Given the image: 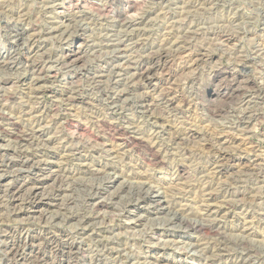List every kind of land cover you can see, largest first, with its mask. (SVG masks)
Masks as SVG:
<instances>
[{"label":"rangeland","instance_id":"obj_1","mask_svg":"<svg viewBox=\"0 0 264 264\" xmlns=\"http://www.w3.org/2000/svg\"><path fill=\"white\" fill-rule=\"evenodd\" d=\"M189 1L191 0H145L144 3H149V6L141 5L136 10L139 13L151 10V16L147 18L145 25L139 27H143L142 39L133 40L130 36L131 30L121 26L115 19L120 8L119 0H90L85 2L86 4L80 0L83 8L79 9L72 4L68 5L67 0H0V54L7 57L11 52L9 58L14 66L7 69L5 65H0V110L6 118H0V137H3L0 142V155L19 145L17 142L15 144V138L10 135L12 131L19 135L20 130L42 128L44 138L48 142L47 148L41 153L35 148L30 151L36 162L47 166L44 177L36 178L37 183L40 184L39 180L52 174V178L43 181V188L47 187L41 191L46 192L47 196L52 193L59 194L52 202L40 205L39 211H27L30 207L25 202L23 209L26 211L19 216L12 214L13 209L9 207L8 198L4 193L1 195V204L4 206L0 208V217L9 219H0V264H67L68 255L60 254L52 248L49 250L50 248L44 245L45 241H26V238L32 235L45 237V230L53 231L50 236L57 244H72L79 248L78 258L72 261V264H242L249 248L254 251V256L249 258V262L264 264V183L247 169L254 161L264 163V100L253 98L247 106L242 105L241 101L238 104L232 103L223 115H215L212 112L228 108V101L226 103L225 99H221L217 103L208 104L210 91L224 93L230 84L215 81L212 77V71L215 69L224 73L237 72L241 78L250 79L251 84L264 86V0ZM62 4L63 8L59 9ZM102 7L109 9L106 12L96 10ZM84 9L94 15L101 12L99 16L103 18L97 16L93 20L82 19L71 26L70 23H65L67 20L61 19L59 14L86 12ZM61 26H66L65 31H62L65 33L55 36L53 32ZM17 29L19 32L25 31L28 49L38 53L36 57L40 69L44 71L39 83V86L44 88L43 94L30 90L36 87L34 80L41 77L38 76L39 73L35 74L26 67L32 57L28 49L14 44L15 40L12 38L17 35ZM192 30H196L199 37L192 38L189 34ZM127 31L130 33L127 34ZM223 35L234 37L225 41L222 39ZM135 41L144 43L139 46L134 44ZM182 41L188 46V50L178 55L175 51L176 45H184ZM163 44L172 56L167 63L161 64L153 72L152 95L158 100L160 94H167L173 103L171 107L163 108L166 111L161 108V111L156 113L160 114L157 115L160 122L155 124L141 111V102L149 91L145 87L140 88L138 92L136 90L123 94L121 101L125 105L120 102L123 108L119 103L117 112H105L110 98L128 89L127 86L118 84L123 78L116 76L117 72H120V75L131 77V74L126 75L127 72L122 73L126 70L127 56L133 58L134 63L142 62L149 58L150 53L153 56L160 51ZM67 50L78 52L77 57L80 59L77 64L67 67L60 65ZM204 51L212 53V58L208 62H201L199 67H190V62L196 58L197 52ZM17 77L23 78L21 83L17 81ZM92 77H102V81L107 85L103 83V89L109 92V96H103L99 91L90 92ZM166 91L167 93H164ZM254 92L256 93L255 90ZM4 95L5 97H2ZM72 95H78L80 99L71 108L65 100L67 96ZM9 96L15 97L16 100L11 101ZM125 100H129L128 103ZM236 105L238 106L235 107ZM234 108L237 110L234 111ZM257 115V122L248 119ZM17 120L20 122L15 128L11 122ZM130 126L138 129L136 132L140 137L143 136L146 142L117 149L121 139L119 137L126 138L123 128ZM191 129L195 133L200 131L198 134L202 135L208 132L207 135L211 138L217 135V139L212 138L215 140L232 139L234 144L230 145L232 150H229L227 161L222 162L224 168L221 173L213 170L212 165L217 151L212 152L204 147L205 144L199 138L187 142L189 145L185 143L186 147L184 143L181 148L174 145L173 137L178 131L183 137L185 130ZM105 142L113 145V148H102L101 144ZM151 144L161 152V159H164L161 164L148 160V145ZM76 149L78 151H74ZM16 169L11 172H16ZM9 179L11 180L9 176L4 178L3 184ZM1 181L2 179L0 184ZM26 181L32 183L24 174L20 183ZM222 185L225 188L229 186L228 194ZM141 186L146 191L149 188L148 192L143 191ZM239 192H245L246 196H237L236 193ZM252 198L255 202L251 201ZM157 199H161L163 208H158ZM205 204H211L213 210L218 213L214 217L209 216V219L208 215L206 216ZM182 207L187 210L184 215L179 212ZM73 216H78L79 220L72 221L70 218ZM87 216L91 217V222L83 229L79 221ZM185 220L192 223L191 225L195 224L194 226L219 223L223 236L229 242V248H210L205 254L196 245L215 240V236L207 235L206 230L194 231L188 224L183 223ZM7 228H12L13 232L24 228V231L20 234L17 230L14 235L4 238ZM243 240H246L249 248L240 245ZM16 241L21 245L20 251L24 253L21 254L25 256L19 255L18 259L12 260L6 254L9 252L7 247L17 243ZM39 251L40 257L35 256ZM67 251L68 249L64 250ZM44 258L46 260L40 262ZM214 258L216 259L213 260Z\"/></svg>","mask_w":264,"mask_h":264},{"label":"bare ground","instance_id":"obj_2","mask_svg":"<svg viewBox=\"0 0 264 264\" xmlns=\"http://www.w3.org/2000/svg\"><path fill=\"white\" fill-rule=\"evenodd\" d=\"M90 0H83V4L86 2H89ZM147 1V0H146ZM192 1V0H191ZM191 1H189V2H191ZM198 1V0H197ZM205 1V0H204ZM95 2H96V0H95ZM145 2V0H119V3H120V8H119V10H118V12H116L117 13V15L115 16L116 18V20L118 21V23L121 25V26H123V27H126V28H128L129 30H131V34H130V36L133 38V40L134 39H139V38H141L142 39V32H143V30H141L142 28H139L140 26H142V25H145V23H146V20H147V18L148 17H150L151 16V10L150 11H147V10H145L146 12H142V13H139L136 9L138 8V6H143L144 7V5L146 4V3H144ZM160 1H158V3H159ZM187 2V1H186ZM185 2V3H186ZM72 4L73 5V7L75 6L76 7V9H79V8H83V7H81L82 5H80V0H67V4ZM85 3V4H86ZM197 3V2H196ZM195 3V4H196ZM208 3V2H207ZM68 4V5H69ZM149 4V3H148ZM148 4H146V5H148ZM156 4V3H155ZM89 5V4H88ZM63 6H64V4H62L61 5V7L59 8V9H61V8H63ZM99 6V5H98ZM97 6V8H99ZM107 6V5H106ZM149 6V5H148ZM154 7V6H153ZM204 7V6H203ZM91 7H89V9H90ZM95 9V8H94ZM109 9V8H108ZM108 9H106L105 7H104V9H103V7L102 8H100V9H96V10H100V11H103V12H106ZM153 9V8H152ZM192 9V8H191ZM73 10V9H72ZM85 10V9H84ZM60 11V10H59ZM77 11V10H76ZM86 11V10H85ZM153 11V10H152ZM90 12H81V11H79V12H77V13H70V14H67V13H65V12H59V14L61 15V19L63 18L64 20H67L65 23H70V25L73 23H75V22H77L78 20L80 21V20H88V19H95L97 16H99V15H101V12L100 13H98L99 15H94V14H89ZM96 13V12H95ZM106 14V13H105ZM100 17V16H99ZM101 18V17H100ZM99 18V19H100ZM103 18V17H102ZM101 18V19H102ZM98 20V19H97ZM90 21V20H89ZM83 22V21H82ZM86 22V21H85ZM91 22V21H90ZM81 23V22H80ZM79 23V24H80ZM65 25V24H64ZM69 26V25H68ZM72 26V25H71ZM71 26H69V27H71ZM76 26V25H75ZM186 26V25H185ZM69 27H67L68 28V30L67 31H69ZM199 27V26H198ZM17 28V27H16ZM190 28V27H189ZM64 29H66V26H65V28H62V26L61 27H58V28H56V31H54L53 32V34H55V36H57L56 34H61L62 33V31H65ZM198 29V28H197ZM55 30V29H54ZM128 30V31H129ZM188 30V29H187ZM201 30V29H200ZM128 31L126 32L127 34H129L128 33ZM147 31V30H146ZM145 31V32H146ZM193 31V30H192ZM9 32V31H8ZM25 32V31H24ZM24 32H19L18 31V29L16 30V33H17V35L15 36V38L13 39L12 38V40L14 41L15 40V46H18V47H23V49H28V43H26L28 40H27V38H25V33ZM52 32V31H51ZM73 32V31H72ZM11 33V32H10ZM65 33V32H64ZM64 33H62V34H64ZM69 33V32H68ZM67 33V34H68ZM147 33V32H146ZM202 33H203V31H202ZM228 33V32H227ZM61 34V35H62ZM189 34L192 36V38L193 37H199V33L196 31V30H194L193 32H189ZM209 34V33H208ZM237 34V33H236ZM12 35V34H11ZM10 35V36H11ZM60 35V36H61ZM178 35V34H177ZM9 36V37H10ZM185 36H186V34H185ZM190 36V37H191ZM202 36V35H201ZM53 37H54V35H53ZM127 37H129V36H127ZM187 37H189V36H187ZM205 37V36H204ZM211 37V36H210ZM217 37V36H216ZM234 36H231V35H223V37H222V39H225V41H228V40H230V39H232ZM8 38V37H7ZM56 38V37H55ZM130 38V37H129ZM145 38V37H144ZM171 38V37H170ZM186 38V37H185ZM213 38V37H212ZM25 39H26V41H25ZM217 39V38H216ZM55 40V39H54ZM92 40V39H91ZM148 40V39H147ZM188 40H189V38H188ZM198 40V39H197ZM39 41V40H38ZM129 41V40H128ZM145 41V40H144ZM207 41V40H206ZM121 42V41H120ZM211 42V41H210ZM121 43H123V42H121ZM134 43V42H133ZM144 43V42H143ZM142 41L141 42H136L135 41V45L136 44H138L139 46H141L142 44ZM167 43H169V42H167ZM182 43H183V41H182ZM191 43V42H190ZM214 43V42H213ZM118 44H120V43H118ZM172 44V43H171ZM178 44V43H177ZM184 44V43H183ZM210 44V43H209ZM81 45V44H80ZM134 45V46H135ZM191 45V44H190ZM144 46V45H143ZM177 46V48L175 49V51H176V53L178 54V55H181V54H184L187 50H188V46L186 45V44H184V45H182V46H178V45H176ZM81 47V46H80ZM119 47V46H118ZM123 47V46H122ZM159 47V46H158ZM167 47V46H166ZM165 44H163V45H161V50L160 51H158V50H156V51H158L157 53H155V55H153L152 56V53H150V55H149V58L148 59H145L144 61H142V62H137V63H134V61L131 59V57L130 56H127V58H126V70H124V66H123V70L124 71H122V73H125V72H127L126 73V75L127 74H131V77H127V76H125V74H119L118 72H117V77H121V78H123V79H121V80H119V82L118 81H116V82H118V84H120V85H124V86H127V90L125 89V90H123V88H122V90L123 91H121V92H119L116 96H114V97H111L110 98V102L108 103V105H107V107L104 109L105 110V112H109V113H115V112H117L118 110H119V103L120 102H122L121 100H123L122 99V96H123V94H125L126 92L128 93V92H130V93H132V92H135L136 90V92H138V91H140L139 89L140 88H146V89H148L149 91H148V93L146 94V96H144L143 97V100H142V102H141V111H143V113H145L147 116V118L148 119H150L152 122L154 121L155 122V124H157V123H159L160 122V119L157 117V115L158 114H156L158 111L160 112L161 111V108L163 109V108H168V107H171V105H172V103H173V100L172 99H169V96L167 95V94H160V96H159V99L157 100V99H154L153 98V95H152V93H153V90L151 89V84H152V75H153V72L156 70V69H158V67H160L161 66V64H164L167 60H169V58L172 56V53L171 52H168V50H166L165 48ZM169 47V46H168ZM16 48V47H15ZM93 48V47H92ZM195 48V47H194ZM19 49V48H18ZM80 49V48H79ZM119 49V48H118ZM193 49V48H192ZM197 49V48H196ZM207 49V48H206ZM264 49V48H263ZM77 50V49H76ZM93 51H95V50H93ZM141 51V50H140ZM153 51V50H152ZM172 51H174V50H172ZM174 51V52H175ZM211 51V50H210ZM17 51H15V53H16ZM92 52V51H91ZM213 52V51H212ZM260 52H261V50H260ZM259 52V53H260ZM11 53V52H10ZM10 53L7 55V57H3L1 54H0V65L2 64V65H5V67H7V69L9 68V66H11V68L12 67H14V66H12V64H11V59L9 58V56H10ZM28 53H29V55H32V57H30L29 58V60H28V62L26 63L27 65H26V67H27V69H29L31 72H33V73H35V74H37V73H39V75L38 76H40L41 78L40 79H38V80H34L36 83H35V85H36V87H33V88H30V90H36V91H38V93L37 94H43L45 91H44V88H41L42 86H39L40 84V80L43 78V76L44 75H42L43 73H44V71H43V69L41 68L40 69V64L38 63V58L36 57L37 55H38V53H35L34 51H32V49H28ZM63 53V52H62ZM154 53V52H153ZM171 53V54H170ZM264 53V52H263ZM20 54V53H19ZM48 54V53H47ZM46 54V55H47ZM77 54H78V52L76 51V52H74V51H71V50H67L65 53H64V58H62V62L60 63V65H63V66H70V65H75V64H77V62L79 61V59L80 58H78L77 57ZM212 54V53H211ZM211 54H209V53H207V51L205 52H197V54L195 55V59L194 60H192L190 63H192L191 64V66L190 67H194V68H196V66H198L201 62H205V61H209V59H211L212 58V55ZM262 54V53H261ZM42 55V54H41ZM63 55V54H62ZM133 55V54H132ZM177 55V56H178ZM187 56H189V54H186ZM259 55V54H258ZM50 56H51V54H50ZM61 56V55H60ZM59 56V57H60ZM174 56H175V53H174ZM255 56H256V54H255ZM264 56V55H263ZM39 57H41V56H39ZM52 57V56H51ZM139 58V57H138ZM182 58V57H181ZM41 59V58H40ZM48 59V58H47ZM59 59V58H58ZM137 59V58H136ZM140 59V58H139ZM138 59V60H139ZM172 59V58H171ZM186 59V58H185ZM258 59V58H257ZM42 60V59H41ZM125 60V59H124ZM123 60V61H124ZM187 60H188V58H187ZM40 61V60H39ZM46 61V60H45ZM53 61V60H52ZM52 61H50V62H52ZM254 61V60H253ZM47 62H48V60H47ZM55 62H56V59H55ZM58 62V61H57ZM75 63V64H74ZM167 63V62H166ZM189 63V64H190ZM14 65H15V63H13ZM46 64V63H45ZM48 64V63H47ZM59 64V63H58ZM186 64V63H185ZM253 64V63H252ZM119 65V64H118ZM187 65V64H186ZM258 65V64H257ZM164 66V65H163ZM17 67V66H16ZM22 67V66H21ZM84 68H85V66H83ZM199 67V66H198ZM24 68V67H23ZM72 69V68H71ZM117 69V68H116ZM213 69V68H212ZM19 70V69H18ZM191 70H193V69H191ZM197 70V69H196ZM195 70V71H196ZM194 71V72H195ZM89 72V71H88ZM193 72V71H192ZM104 73V72H103ZM102 73V74H103ZM110 73H112V72H110ZM119 74V75H118ZM211 74V73H210ZM80 77V76H79ZM212 77L214 78V80L215 81H218L219 83H223V82H228V83H230L229 85H228V89H227V91H225L224 93H220L219 91H210L209 93H208V104L210 105V104H212V103H217L218 101H221V99H223V101H224V99L226 100V103H227V101H228V108H225L224 110H221V109H219V110H216V111H213L212 112V114H220V115H223V114H225L227 111H228V109H229V107H231V105H233L232 103H235L236 102V104H238V103H240V101H241V103H242V105L243 104H245L246 106H247V104H249L250 103V101H252V99L253 98H256V99H262V100H264V86L262 85V87H259V85L257 86L256 84H251V82L248 80V79H244V77H242L241 78V76H240V74H238L237 72H221L220 70H217V69H215V70H213L212 71ZM102 77H99V78H93L92 77V79L90 80L91 81V84H90V92H96V91H99L103 96H109V92H107L105 89H103L104 88V86H103V81H102V79H101ZM107 78V77H106ZM118 78V79H119ZM17 81L18 82H22V79L23 78H18L17 77ZM36 79V78H35ZM0 81H2V80H0ZM89 81V82H90ZM107 81V80H106ZM192 81V80H191ZM23 82H25V81H23ZM217 82V83H218ZM264 82V81H263ZM19 83V84H20ZM155 83V82H154ZM216 83V82H215ZM105 85H106V82L104 83ZM264 84V83H263ZM1 85V84H0ZM24 85V84H23ZM117 85V84H116ZM26 86V85H25ZM28 86V85H27ZM107 86V85H106ZM28 88V87H27ZM125 88V87H124ZM111 90V89H110ZM121 89H119V91H120ZM254 90L256 91V93L254 92ZM70 91V90H69ZM147 91V90H146ZM86 92H87V90H86ZM111 92V91H110ZM72 93V92H71ZM116 93V92H115ZM164 93H167V91L166 92H164ZM6 94V93H5ZM70 94V93H69ZM256 95V96H255ZM78 96V95H77ZM77 96H67V99L65 100V102H67L68 104V106L69 107H71L72 108V106L76 103V102H78L79 101V97H77ZM111 96V95H110ZM128 96V95H127ZM2 97H5V95L4 96H2ZM10 97V99H11V101L12 100H16L15 99V97H13V96H9ZM125 97V96H124ZM128 97H130V95L128 96ZM65 98V97H64ZM127 99V98H126ZM129 99V98H128ZM7 100V99H6ZM131 100V99H130ZM64 101V100H63ZM126 101V100H125ZM124 101V102H125ZM129 101V100H128ZM128 101H126L127 103H128ZM133 101V100H132ZM131 102V101H130ZM92 103V102H91ZM138 103V102H137ZM66 104V103H65ZM6 105V104H5ZM122 105H125V104H123V102H122ZM134 105H136V103L134 104ZM208 105V106H209ZM24 106V105H23ZM79 106V105H78ZM120 106H121V103H120ZM238 105H236L235 107H237ZM173 107V106H172ZM234 107V106H233ZM242 107V106H241ZM245 107V106H244ZM249 107V106H248ZM2 108V107H1ZM30 108V107H29ZM66 108V107H65ZM121 108H123L122 106H121ZM128 107L126 106V109H127ZM245 108H247V107H245ZM244 108V109H245ZM250 108V107H249ZM3 109V108H2ZM26 109H28V108H26ZM25 109V110H26ZM32 109V108H31ZM174 109V108H173ZM240 109V108H239ZM238 109V110H239ZM135 110H136V108H135ZM164 111H166L165 109H163ZM234 111H236L237 109H233ZM130 111V110H129ZM134 111V110H133ZM138 111H139V109H138ZM163 111V112H164ZM171 111V110H170ZM176 111V110H175ZM233 111V112H234ZM240 111V110H239ZM238 111V112H239ZM245 111V110H244ZM246 111H248V110H246ZM1 112H2V110H0V118L2 119H6V118H4L3 116H2V114H1ZM22 112V111H21ZM24 113H25V111H23ZM74 112V111H73ZM120 112V111H119ZM162 112V113H163ZM173 112V111H172ZM242 112V111H241ZM248 112H250V111H248ZM27 113V112H26ZM32 113V112H31ZM161 113V114H162ZM165 113V112H164ZM243 113V112H242ZM169 114H170V112H169ZM173 114V113H172ZM251 114V113H250ZM21 116H22V114H20ZM30 115V114H29ZM160 115V114H159ZM158 115V116H159ZM248 115H249V113H248ZM256 115V114H255ZM173 116H174V114H173ZM246 116H247V114H246ZM245 116V117H246ZM260 116V115H259ZM17 117V116H16ZM41 117V116H40ZM101 117V116H100ZM168 117V116H167ZM170 117V116H169ZM257 117H258V115L257 116H254L253 118H248L249 120H257ZM10 118V117H9ZM14 118V117H13ZM12 118V119H13ZM31 118H32V116H31ZM35 118V117H34ZM142 118H144V114H143V117ZM165 118V117H164ZM247 118V117H246ZM12 119H8V120H12ZM18 119H19V117H18ZM23 119H24V117H23ZM30 119V118H29ZM33 119V118H32ZM98 119V118H97ZM165 119H167V118H165ZM242 119V118H241ZM25 120H26V118H25ZM36 120V119H35ZM104 120V119H103ZM102 120V121H103ZM244 120H246L247 121V119H245L244 118ZM20 122V121H19ZM18 122V120L16 121V122H11L12 123V125H14L15 126V128H17V123H19ZM29 122H30V120H29ZM32 122V121H31ZM132 122V121H131ZM150 122V121H149ZM241 122H243L242 120H241ZM249 122V121H248ZM257 122V121H256ZM3 123V122H2ZM8 123V122H7ZM36 123V122H35ZM97 123V122H96ZM138 123V122H137ZM169 123V122H168ZM240 123V122H239ZM244 123V122H243ZM250 123V122H249ZM21 124V123H20ZM38 124V123H37ZM40 124V123H39ZM98 124H100V123H98ZM247 124V123H246ZM64 125V124H63ZM102 125H103V123H102ZM128 126L127 127H129V124H127ZM135 125V124H134ZM133 125V126H134ZM158 125H161V124H158ZM22 126V125H21ZM125 126H126V124H125ZM124 125H123V127H125ZM156 126V125H155ZM32 127V126H31ZM132 126H130V128H123V133H124V135H125V137L126 138H124V137H119V138H121L120 139V142H119V144L118 143H116V144H118L116 147H117V149H123V148H126V147H129V146H131V145H133V144H135V143H143V142H146L144 139L145 138H142V137H140L139 135H138V132H136V130H138V129H136L135 130V128H131ZM136 127H137V125H136ZM164 127H166L165 126V124H164ZM244 127H246V126H244ZM25 128V127H24ZM39 128V127H38ZM159 128V127H158ZM238 128V127H237ZM241 128H243V127H241ZM241 128H239V129H241ZM20 129V128H19ZM18 129V130H19ZM23 129V128H22ZM162 129V128H161ZM6 130V129H5ZM25 130V129H24ZM236 130V129H235ZM159 131H161V130H159ZM158 130H157V132H159ZM172 131V130H171ZM238 131H240V130H238ZM242 131V130H241ZM245 131V130H244ZM15 131H12L11 133H10V135L11 136H13L14 138H15V140H14V142H15V144H16V142L19 144L18 146L17 145H15V149H13L12 148V150H9V151H6V152H4L3 154H1L0 155V173L1 172H3L4 174H8V175H0V179H2V184H0V208H3V206H2V204H1V195L4 193V195L8 198H6L5 196H3V197H5L6 199H7V201H8V204H9V207L10 208H12L13 210H12V214L13 213H15V216L17 215V216H19L21 213H23V212H25L26 210L25 209H23V206H24V203L25 202H27V204H28V206L30 207V209H27V211H39L40 209V205H45V203L46 202H52L53 200H55V198L57 199L58 198V196H59V194L58 195H53V193H52V195L51 196H47V194H45V193H43L44 191H41L42 189L44 190V188H46V187H44L43 188V184H44V180H48L49 178H52V174L51 175H49V176H47V178H44L43 180H39V181H41V183L40 184H38L37 183V177H39V176H42V177H44V170H46L45 168L47 167L45 164H42V162H36L35 161V159H34V155L33 154H31L30 153V151L33 149V148H35L36 149V151H39L40 153H41V151H43L44 149H46L47 148V146H48V142H47V140H45V138H44V135H43V130H42V128H41V130H37V127H36V129H31L30 131L28 130V131H22V130H20V134L19 135H17V132L16 133H14ZM141 132V131H140ZM154 132H155V130H154ZM183 132V131H182ZM200 132V131H199ZM198 132V133H199ZM3 133V132H2ZM18 133H19V131H18ZM156 133V132H155ZM172 133V132H171ZM198 133H195V132H193L192 131V129L191 130H188V131H186L185 130V132H184V136L183 137H181L182 135H181V133L178 131L177 133H176V135H175V137H173L174 138V145L175 146H177V148H178V146H180L179 148H181V145H182V143H184V145H185V143H187V142H189V141H193V140H195V139H197V138H199L200 140H201V142H203V144H205V146L204 147H206V148H209L212 152H216L217 151V157L216 158H214L213 159V161H212V165H213V167H214V169L213 170H215L216 172H222V170H223V168H224V163L222 164V162H224L225 160L227 161V159H228V155H229V150H232L231 149V146L230 145H232V144H234V142L232 141V139H218V140H215V139H212V138H216V136L217 135H214L215 137H210V135H207L208 134V132L207 133H205V134H198ZM141 134V133H140ZM3 135V134H2ZM123 135V134H122ZM174 135V134H173ZM222 135V134H221ZM220 135V136H221ZM225 135V134H224ZM155 136V135H154ZM159 136V135H158ZM213 136V135H212ZM231 136V135H230ZM151 137H153V136H151ZM157 137V136H156ZM161 137V136H160ZM218 137V136H217ZM3 138V137H2ZM2 138L0 137V142L2 141ZM5 139V138H4ZM150 139V138H149ZM161 139V138H160ZM217 139V138H216ZM97 140V139H96ZM236 140V139H235ZM61 141V140H60ZM64 141V140H63ZM150 141V140H149ZM155 141V140H154ZM151 142H152V139H151ZM61 143V142H60ZM67 143H69V142H67ZM148 143V142H147ZM154 143H157V142H154ZM191 143V142H190ZM5 144V143H4ZM70 144V143H69ZM188 144V143H187ZM56 145V144H55ZM68 145V144H67ZM102 145V148L104 147V148H110V147H112L113 148V145H111V144H109V143H107V142H105L104 144H101ZM115 145V144H114ZM184 145H182V146H184ZM189 145V144H188ZM187 145V146H188ZM96 146V145H95ZM98 146H99V144H98ZM63 147V146H62ZM67 147V146H66ZM72 147H74V146H72ZM185 147H186V145H185ZM65 148V147H64ZM68 148H69V145H68ZM71 149V148H70ZM95 149H97V148H95ZM99 149H101V147L99 148ZM98 149V150H99ZM116 149V148H115ZM160 149V148H159ZM162 149V148H161ZM170 149V148H169ZM183 149V148H182ZM208 149V150H209ZM80 150V149H79ZM107 150V149H106ZM180 150V149H179ZM184 150H186V148L184 149ZM209 150V151H210ZM74 151H78L77 149L76 150H74ZM74 151H70V152H74ZM115 151V150H114ZM161 151V150H160ZM119 152V151H118ZM59 153V152H58ZM108 153V152H107ZM111 153H112V151H111ZM148 153H149V155H148V160L149 161H151V162H155V163H158V164H161L162 163V161L164 160H162L161 159V155H160V153L161 152H158V150H156L155 149V146H154V144H151V145H148ZM166 153V152H165ZM74 154H75V152H74ZM73 154V156H75ZM82 154V153H81ZM164 154V153H163ZM212 154V153H211ZM71 155V154H70ZM113 155V154H112ZM118 156L120 155V154H117ZM116 155V156H117ZM166 155V154H165ZM215 155V154H214ZM72 157V156H71ZM215 157V156H214ZM165 159H166V157H165ZM165 162V161H164ZM84 163V162H83ZM227 163V162H226ZM59 165V164H58ZM225 167H226V165H225ZM14 168H17L16 169V172H11V170L12 169H14ZM18 168H19V170H18ZM211 169V168H210ZM248 172H252V173H254L256 176H257V178H258V180L261 182V183H264V163H262V161L260 162H258V161H254V162H252L251 164H250V166H248ZM83 171V170H82ZM183 172V171H182ZM9 173H11V174H9ZM51 173H52V171H51ZM80 173V172H79ZM82 173V172H81ZM25 174V176L29 179V182H32V183H27V181L26 182H21L20 183V181L22 180V177H23V175ZM60 175V174H59ZM62 175V174H61ZM7 176H9L10 178H11V180L9 179L7 182H5V184H3V181H4V178H6ZM253 176V175H252ZM59 177V176H58ZM63 177V176H62ZM60 178V177H59ZM242 178V177H241ZM55 179V178H54ZM58 179V178H57ZM64 179V178H63ZM232 179V178H231ZM230 179V180H231ZM248 179V178H247ZM59 180V179H58ZM65 180V179H64ZM246 180V179H245ZM257 180V181H258ZM67 181V180H66ZM231 181H233V180H231ZM231 181H230V184H231ZM234 181H236V178H235V180ZM238 181V180H237ZM55 182V181H54ZM61 182V181H60ZM57 183V182H56ZM61 183H64V182H61ZM69 183V182H68ZM238 183V182H237ZM67 184V183H66ZM143 184V183H142ZM229 184V183H228ZM54 185V184H53ZM61 185V184H60ZM59 184H58V186H60ZM146 185H147V183H146ZM226 185V184H225ZM3 186H5V187H3ZM56 186V185H55ZM62 186V185H61ZM143 187H144V184L142 185ZM142 186H141V188H142ZM149 186V185H148ZM228 186V185H227ZM226 186V188L225 187H223V185H222V187L223 188H225V191L227 192V194H228V191H229V186L227 187ZM231 186V185H230ZM149 187H151V186H149ZM55 188H57V187H55ZM65 188V187H64ZM222 188V189H223ZM52 189H54V187L52 188ZM63 189V188H62ZM68 189V188H67ZM143 189V191H146V190H144V188H142ZM141 189V190H142ZM146 189V188H145ZM220 189V188H219ZM58 190H59V188H58ZM65 190H66V188H65ZM148 190H149V188H148ZM148 190L146 191V192H148ZM154 190V189H153ZM232 190V189H231ZM231 190H230V192H231ZM234 190V189H233ZM49 191V190H48ZM54 191V190H53ZM64 191V190H63ZM128 191V190H127ZM143 191H142V193H143ZM219 191H221V189L219 190ZM247 191V190H246ZM51 192V191H50ZM60 192H62V191H60ZM59 192V193H60ZM97 192H99V191H97ZM137 192V191H136ZM140 193L139 194H141V191H139ZM255 192H257V191H255ZM49 193V192H48ZM213 193V192H212ZM258 193V192H257ZM97 194V193H96ZM118 194V193H117ZM148 194V193H147ZM146 194V195H147ZM156 194V193H155ZM159 194V193H158ZM166 194V193H165ZM210 194H211V192H210ZM214 194V193H213ZM256 194V193H255ZM49 195V194H48ZM95 195V194H94ZM98 195V194H97ZM137 195V194H136ZM212 195V194H211ZM211 195H209V196H211ZM236 195L237 196H246V193L245 192H239V193H236ZM258 195V194H257ZM99 196V195H98ZM142 196V195H141ZM145 196V195H144ZM157 196V195H156ZM166 196V195H165ZM95 197V196H94ZM114 197V196H113ZM116 197V196H115ZM120 197V196H119ZM168 197V196H167ZM171 197H173V196H171ZM208 197V196H207ZM249 197H252V196H249ZM254 197V196H253ZM263 197V196H262ZM5 198H3V199H5ZM25 198V199H24ZM93 198V197H92ZM121 198V197H120ZM141 198V197H140ZM152 198V197H151ZM166 198V197H165ZM239 198V197H238ZM119 199V198H118ZM163 200V199H162ZM250 200V199H249ZM249 200L247 201V202H249ZM229 201V200H228ZM227 201V202H228ZM251 201H254L255 202V200H253V198L251 199ZM257 201V200H256ZM259 201V200H258ZM132 202V201H131ZM229 202H232V201H229ZM5 203V202H4ZM129 203V202H128ZM156 203H159V205L158 204H156V205H158V208H163L162 206H163V204H161L162 203V201H161V199H157V201H156ZM171 203V202H170ZM208 203V202H207ZM251 203V202H250ZM253 203V202H252ZM125 204H126V202H125ZM131 204V203H130ZM167 204H169V203H167ZM225 204H227V203H225ZM236 204H238V203H236ZM94 205H96V203L94 204ZM154 205V204H153ZM175 205V204H174ZM180 205V204H179ZM231 205H232V203H231ZM26 206V205H25ZM128 206H129V204H128ZM170 206V208H172V205L170 204L169 205ZM232 206H234V205H232ZM7 207V206H6ZM231 207V206H230ZM8 208V207H7ZM124 208V207H123ZM128 208V207H127ZM157 208V209H158ZM183 208V207H182ZM166 209H167V206H166ZM125 210V209H124ZM203 210V209H202ZM5 211V210H4ZM9 211H10V209H9ZM8 211V212H9ZM173 211V210H172ZM7 212V213H8ZM49 212V211H48ZM124 212H126V210L124 211ZM169 212V211H168ZM174 212V211H173ZM177 212V211H176ZM176 212H174V213H176ZM179 212H180V214L181 215H184L185 213H187V210H185L184 208L181 210H179ZM190 212V211H189ZM204 212V211H203ZM205 212H206V216L207 217H209V216H213L214 217V215H216L217 213H218V211H214L213 210V206L211 205V204H208V205H206L205 204ZM204 212V213H205ZM7 213L5 214V215H7ZM173 213V214H174ZM11 214V213H10ZM172 214V213H171ZM179 214V213H178ZM188 214H190V213H188ZM176 215V214H175ZM174 215V216H175ZM187 215V214H186ZM202 215H204V214H202ZM10 216V215H9ZM69 216V215H68ZM79 216V215H78ZM78 216H73L72 218H70L72 221H74L75 222V220H79V217ZM83 216V215H82ZM40 217V216H39ZM67 217V216H66ZM84 217V216H83ZM186 217V216H185ZM212 217V218H213ZM6 218H8V217H0V219L2 220H6ZM28 218V217H27ZM182 218L183 219H185L183 216H182ZM205 218V217H204ZM9 219V218H8ZM11 219V218H10ZM35 219V218H34ZM40 219V218H39ZM53 219V218H52ZM209 219H210V217H209ZM215 219V218H214ZM44 220L46 221V219L44 218ZM91 220V217H86L85 219H82V220H80L79 222H81V224L83 225V229L85 228V227H87L88 226V224H90V221ZM181 220V219H180ZM215 220H217V219H215ZM40 221V220H39ZM182 221V220H181ZM180 221V222H181ZM2 222V221H1ZM5 221H3V223H4ZM46 222H48V221H46ZM93 222V221H92ZM211 222V221H210ZM214 222V221H213ZM7 223H9V222H7ZM49 223V222H48ZM77 223V222H76ZM183 223H185V224H188L189 226L188 227H192L193 229H194V231H196V230H198V232H201V231H203V230H206L205 232H206V234L207 235H213V236H215V240L213 239V240H210V241H207L206 243H203V242H201V243H199V244H197L196 246L198 247V249L199 248H201L202 249V251H204V253L205 254H207L208 253V250L210 249V248H217V247H220V249H222V250H225V249H227V248H229L228 247V244H229V242L227 241V239L225 238V236H223V232H222V229L220 228V225H219V223H216V222H214L213 224H209V226L207 225H197V226H194V225H191L192 223H189L188 221H184ZM43 224V223H42ZM46 224V223H45ZM204 224V223H203ZM80 225V224H79ZM11 227V226H10ZM15 228V227H14ZM13 228V229H14ZM202 228H205V229H202ZM4 230V229H3ZM17 230H18V232L20 231L21 233L20 234H22V232L24 231V228H19V229H16V230H14V232H13V230H12V228L10 229V228H7L6 230H5V234L3 235V237L4 238H7L8 236H10L11 234H13L14 235V233L15 232H17ZM28 230V229H27ZM29 231V230H28ZM31 231V230H30ZM29 231V232H30ZM1 232V231H0ZM27 232V231H26ZM43 232V231H42ZM53 232V231H52ZM52 232H49V231H47V230H45V237L43 236V238H41V237H39V234H38V236H34V237H32V236H29V237H25L26 238V241H27V239H29V240H31V241H33V242H42V241H45V246H46V248H50L49 250H51V248L52 249H55L58 253H60V254H66V255H68V257H67V264H72V261H74L75 259H77L78 257H77V255H79V252H80V250H79V248H77V246L76 247H74L72 244H70V245H68V244H66V243H61L62 245H59V244H57L56 242H54L55 240L54 239H52L51 238V236L53 235L52 234ZM244 232V231H243ZM249 232V231H248ZM2 234V233H1ZM1 234H0V236H1ZM28 234V233H27ZM26 234V235H27ZM35 234V233H34ZM56 234V233H55ZM51 235V236H50ZM16 237H18V236H16ZM54 237H55V235H54ZM19 238H20V236H19ZM24 238V239H25ZM57 238V237H56ZM64 239V238H63ZM9 241V240H8ZM17 242V241H16ZM23 242V241H22ZM25 242V241H24ZM1 243V242H0ZM11 243V242H10ZM68 243V242H67ZM40 244V243H39ZM6 245V244H5ZM22 245H24V244H22ZM241 246H244L245 248H247L248 247V243L246 242V240H243L242 242H241V244H240ZM1 246V245H0ZM7 246H8V244H7ZM20 246L21 245H19V242H17V243H12L11 244V246H8L7 248H8V250H9V252L8 253H6L7 255H8V257H11L10 259H12V260H14V259H18V256L20 255L21 257L22 256H25V255H23L24 253H23V251L21 252L20 251ZM25 246H26V244H25ZM32 246H33V244H32ZM35 246V245H34ZM65 246H67V248H65ZM247 246V247H246ZM39 247H40V245H39ZM22 248V247H21ZM61 248H63V250L61 251ZM87 248V247H86ZM244 248V249H245ZM249 248V247H248ZM24 249V248H23ZM28 249V248H27ZM42 249V248H41ZM44 249V248H43ZM65 249H68V251L67 252H64V250ZM218 249V248H217ZM219 249V250H220ZM3 250V249H2ZM5 250V249H4ZM40 250V249H39ZM248 250V252H247V254H245V257H243V261H242V264H251L250 262H249V258H251V257H253L254 256V251L252 250V249H247ZM44 251V250H43ZM45 252V251H44ZM82 252V251H81ZM4 252L2 251V254H3ZM21 253H23V254H21ZM35 253V252H34ZM40 253V251L37 253V254H35V256H38V257H40V255L41 254H39ZM50 253V252H49ZM202 253V252H201ZM52 254V253H51ZM203 254V253H202ZM242 254V253H241ZM243 254H244V252H243ZM29 255V254H28ZM27 255V256H28ZM43 255H46V254H43ZM55 255V254H54ZM85 255V254H84ZM4 256V255H3ZM2 256V257H3ZM34 256V257H35ZM49 256V255H48ZM51 256V255H50ZM49 256V257H50ZM59 256V255H58ZM63 256V255H62ZM207 256V255H206ZM211 256V255H210ZM215 256V255H214ZM213 256V257H214ZM7 257V256H6ZM44 257V256H43ZM212 257V256H211ZM235 257V256H234ZM32 258V257H31ZM42 258V257H41ZM40 258V259H41ZM53 258H56V257H53ZM218 258V257H217ZM240 258V257H239ZM241 258H242V256H241ZM3 259V258H2ZM1 259V260H2ZM37 259V258H36ZM39 259V260H40ZM216 258H214L213 260H215ZM235 259H236V257H235ZM8 260V259H7ZM46 260V258H44V259H42L40 262H43V261H45ZM49 260V259H48ZM54 260V259H53ZM63 260V259H62ZM212 260V259H211ZM237 260V259H236ZM251 260V259H250ZM5 261V260H4ZM10 261V260H9ZM16 261V260H15ZM31 261H32V259H31ZM35 261H37V260H35ZM234 261V260H233ZM240 261V260H239ZM7 262V261H6ZM47 262V261H46ZM78 262V261H77ZM1 263V262H0ZM31 263V262H30ZM52 263V262H51ZM56 263V262H55ZM58 263V262H57ZM139 263V262H138ZM8 264V263H7ZM25 264V263H24ZM28 264V263H27ZM33 264V263H32ZM36 264V263H35ZM46 264V263H45Z\"/></svg>","mask_w":264,"mask_h":264}]
</instances>
